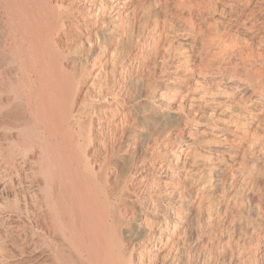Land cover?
I'll return each mask as SVG.
<instances>
[{"label": "bare ground", "instance_id": "1", "mask_svg": "<svg viewBox=\"0 0 264 264\" xmlns=\"http://www.w3.org/2000/svg\"><path fill=\"white\" fill-rule=\"evenodd\" d=\"M262 10L264 0H0V264H264ZM180 33L184 68L161 80ZM134 46L132 98L108 87L104 62L120 49L132 60ZM131 138L142 143L107 173ZM220 215L234 230H213Z\"/></svg>", "mask_w": 264, "mask_h": 264}, {"label": "rangeland", "instance_id": "2", "mask_svg": "<svg viewBox=\"0 0 264 264\" xmlns=\"http://www.w3.org/2000/svg\"><path fill=\"white\" fill-rule=\"evenodd\" d=\"M264 10H262V14L260 15V16H258V17H256V18H258V19H255V20H257V21H255L256 23H255V25H257V24H259V25H257L258 27H262V26H264ZM262 23H261V22ZM137 26V28L139 29L140 28V26H139V24H137L136 25ZM139 26V27H138ZM138 29H137V32H138ZM141 28L139 29V36L137 35L136 36V38L137 39H140V41H141V43H143V44H145L146 46L147 45H149V43H150V36L148 35V34H146V33H144V34H142L141 33ZM141 34V35H140ZM144 37H145V39H144ZM173 37V38H172ZM185 37H187L186 36V34H183V35H181V33L179 34V35H176V36H169V38H168V41L166 42V52L165 53H167V54H165V55H163V56H165L164 58H163V56L161 57V58H159V60L160 59H165V61L167 62V63H165V61L163 60L162 62H161V60H160V62H159V64L162 66V65H164V66H166V64H169L168 66H167V70H166V72L164 73L165 74V77H161L162 79L161 80H165V81H168V78H171L170 76L173 74V73H171L172 71H175L176 69L178 70V69H181V70H183V68H184V65H183V63H181V65H180V61L182 62V58L184 57V55H186V50H185V44H183L184 42H185V39L184 38ZM147 38H148V40H147ZM171 38V39H170ZM183 38V39H182ZM146 40V41H145ZM176 40V41H175ZM175 41V42H174ZM126 42L127 41H125V43H124V45H126ZM130 42V41H129ZM147 43V44H146ZM181 43V44H180ZM176 45V46H175ZM182 45H184V46H182ZM181 46H182V48H181ZM177 47H179V49L177 48ZM136 49V50H135ZM177 49V50H176ZM181 49V50H180ZM121 50V49H120ZM120 50L119 51H117L116 52V54H115V57H114V59H112L111 60V57L108 55V57L107 56H105V62L104 63H106L105 64V68H108V70L107 69H105L106 71V74L105 75H107V76H105L106 78V82H107V85H108V87L109 86H111L110 88H113V86L115 85L116 86V83H117V86H116V88L119 90V93L120 94H122V96H123V94H125L127 91H128V95L130 96V97H132V98H134V97H136L137 96V94H138V92H139V89H138V87H137V82H136V80L135 79H133V78H136L135 77V74H134V72L133 71H130V69H134V71L136 70V71H138L140 68H141V58L139 57V55H140V53H139V50H138V48L136 47V46H134L133 47V50H132V53L134 54H136L137 55V57H135V58H133L132 60H126V63H123V61L121 60V62L119 61V60H117L118 58H116V55H119L120 54ZM135 50V51H134ZM180 50V51H179ZM178 51V52H177ZM179 52H181V53H179ZM170 54V55H169ZM176 54V55H175ZM177 54H179V55H177ZM181 54V55H180ZM132 56V55H131ZM174 56H176L177 58L175 59V57ZM180 56H183V57H180ZM109 57H110V59H109ZM179 57V58H178ZM108 58V59H107ZM116 58V59H115ZM170 58V59H169ZM172 58V59H171ZM138 59V60H137ZM168 59V60H167ZM179 59V60H178ZM181 59V60H180ZM111 60V61H110ZM175 60V61H174ZM171 61V62H170ZM141 62V63H140ZM174 62H178V65H179V67H178V65L176 64V63H174ZM108 63H111V64H108ZM162 63V64H161ZM128 65V66H126V65ZM129 64H130V66H131V68H130V66H129ZM132 64H133V66H132ZM138 64V65H137ZM175 65V67H174V65ZM107 65V66H106ZM109 65V66H108ZM124 65V66H123ZM183 65V66H182ZM126 66V67H125ZM176 66L178 67V68H176ZM135 67H137V68H135ZM170 67V68H169ZM110 68V69H109ZM127 68H128V71H127ZM115 69V70H114ZM127 72H126V71ZM109 71V72H108ZM124 73L123 75H122V73ZM111 73V74H110ZM120 75H119V74ZM171 74V75H170ZM110 75L112 76V77H110ZM114 75V76H113ZM117 75V76H116ZM125 75V76H124ZM132 75V76H131ZM173 75H175V74H173ZM110 77V78H109ZM117 77V78H116ZM128 77V78H127ZM112 78V79H111ZM114 78V79H113ZM122 79V80H120V79ZM109 79V80H108ZM128 79V80H127ZM128 82H127V81ZM112 82V83H109V82ZM120 81V82H119ZM134 81V82H133ZM116 82V83H115ZM123 83V84H122ZM110 84V85H109ZM113 84V85H112ZM119 85V86H118ZM121 85H123V87L124 88H122V86ZM121 86V87H120ZM121 89V90H120ZM124 91H123V90ZM121 91V92H120ZM133 91V92H132ZM125 92V93H124ZM132 93V94H131ZM105 126H106V124L108 123L107 122V120L105 119ZM105 150H107V148L109 149L110 148V146H111V144H112V142H113V140H111V138H109L108 137V134H107V132H108V130L106 129V127H105ZM132 138H134V136L132 137ZM132 138H131V142L130 143H128L127 145L129 146H123L122 148L120 147L119 148V150L117 151V153H116V155L113 157V160H112V162L111 163H109L108 165H105V170L107 171V173H109V174H111V173H113L114 172V162L117 160V159H119L121 156H123L124 154H133V152L135 151V148H136V146L138 145V144H140V143H142V142H140L141 140H137V141H135L134 139L132 140ZM119 139V138H118ZM108 140V141H107ZM154 139H152V141H151V145H153L154 144V141H153ZM109 142V143H108ZM134 142V143H133ZM138 142H140V143H138ZM153 142V143H152ZM135 144H137L136 146H135ZM125 145V144H124ZM132 145V146H131ZM147 144H144V146H146ZM108 146V147H107ZM148 146V145H147ZM133 147V148H132ZM149 147V146H148ZM96 148H99V146L98 147H96ZM129 149H130V151H129ZM106 152V151H105ZM130 152V153H129ZM105 155H106V153H105ZM105 159H106V156H105ZM136 161V162H135ZM134 161V163L130 166V167H133L134 168V170H133V172L135 171V170H137L138 168H139V165H141V163L139 162V160H135ZM112 164V165H111ZM136 165L138 166V167H136ZM137 168V169H136ZM109 169H110V171H109ZM134 181V182H133ZM135 185H137V186H135ZM131 186L133 187V188H136L137 187V189H139L137 192L138 193H136V199L138 200V201H140V202H144V200H146L147 198H148V194L150 193L148 190H146L145 188L146 187H142L141 189L140 188H138V184L136 183V180H135V176H134V179L131 181ZM135 186V187H134ZM146 191H145V190ZM141 191V192H140ZM142 191H144V193L142 192ZM147 192H149L148 194H146ZM145 195V196H144ZM147 195V196H146ZM141 197V198H140ZM143 197V198H142ZM145 198V199H144ZM142 200V201H141ZM220 216H221V218H220ZM219 217H218V219L216 220V223L217 224H215V226H214V229L213 230H216V228H217V230L219 229V230H234L233 228H234V226H233V222H231V221H229V223L227 224V222L228 221H226V215H220ZM224 217V218H223ZM223 218V219H222ZM219 220H222L223 222H219ZM225 220V221H224ZM225 222H226V224H225ZM232 225H231V224ZM204 224H206L205 222L204 223H201V229L202 230H210V227L207 229V224L206 225H204ZM220 224L222 225V226H220ZM203 225V226H202ZM219 225V227H216V226H218ZM225 226V227H224ZM216 227V228H215ZM233 227V228H232ZM186 264H190V263H186Z\"/></svg>", "mask_w": 264, "mask_h": 264}]
</instances>
